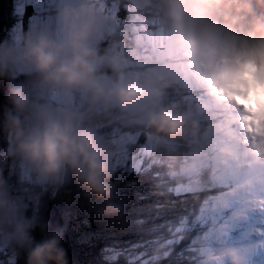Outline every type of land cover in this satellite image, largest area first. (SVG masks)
Instances as JSON below:
<instances>
[{
    "label": "clouds",
    "instance_id": "1",
    "mask_svg": "<svg viewBox=\"0 0 264 264\" xmlns=\"http://www.w3.org/2000/svg\"><path fill=\"white\" fill-rule=\"evenodd\" d=\"M157 9L175 44L203 64L200 85L216 102H228L264 123V0H156ZM56 28H37L26 39L23 58L41 88L80 90L94 100L128 109L150 95L135 77L105 83L98 79V54L93 44L101 27L85 0H62ZM223 49V51H222ZM20 55L0 46V80L7 81L2 129L9 147L4 157L22 160L41 182L56 183L71 172L86 193L105 202L104 215L119 216L113 203L111 150L91 122L80 114L37 103L27 82L13 73ZM154 136L183 138L190 128L186 113L162 106L144 115ZM256 154L264 149H253ZM3 157H0V163ZM0 225L6 239L26 249V264H69L55 229L40 241L31 235L47 225L17 213L0 172ZM225 264H244L240 252L220 248Z\"/></svg>",
    "mask_w": 264,
    "mask_h": 264
},
{
    "label": "trees",
    "instance_id": "2",
    "mask_svg": "<svg viewBox=\"0 0 264 264\" xmlns=\"http://www.w3.org/2000/svg\"><path fill=\"white\" fill-rule=\"evenodd\" d=\"M146 1L150 5L145 12L140 11L141 15L139 11L136 12L133 3L119 0L118 4V1H115L118 6L116 10L118 24L115 26L117 28L102 38L99 36L95 41L94 47L99 57L111 58L116 49L121 51L118 61L124 56H131L130 51L134 52L132 31L140 25V20L147 23L153 20H157L156 23L165 22L157 9L156 0ZM5 3L9 24L0 45L8 38V32L15 21L11 0H6ZM106 3L110 4L107 1ZM56 11L57 9H48L47 13ZM147 11L152 13L148 14ZM23 27L25 29L23 34L26 36L29 26ZM168 30L165 24L164 34ZM111 33L112 38L109 37ZM185 55L190 58L188 63L194 65L195 59L187 52L178 56V64L184 62ZM129 60V65L135 72L141 71L142 68L137 71L132 67L133 58ZM175 61L174 55L167 57L166 61L161 60V63L173 65L176 64ZM157 66L156 62L152 64L149 72L154 73ZM108 71L109 69L104 74L106 75ZM144 74L147 77L143 76L148 79L147 73ZM15 76L19 82H23L24 75ZM112 77L116 80L119 78ZM163 77L160 86L163 90L153 94L157 95L155 109L174 105L186 113L190 120L189 131L183 138L160 137L168 142L165 147H161L162 145H158L161 148L150 147L153 138L158 136H154L146 127L143 118L146 115L145 111L137 120H133L117 106L108 105L99 110V104H95L93 99L84 104L82 109L84 117L92 123L101 140L110 147L111 155L116 153L120 146L117 142L128 143L120 152L124 155L121 163L116 160L118 154L114 159L111 158L112 202L121 206L122 213L119 216L102 214L105 202L95 195L89 196L71 172H66L59 182L36 186L35 182H33L35 185H32L18 178V174L11 168L5 188L9 198L17 209H20L21 215L25 216L27 210L36 214L37 205L47 193L52 195V202L64 210L66 230L72 240L74 260L77 264H181L185 261L187 264H198V259L192 255L186 254L188 258L181 261L180 256L174 253L176 247H190V240L181 237L179 232H175L173 238L172 232L175 231L174 228L182 226L185 213H193L194 210L191 209L200 208L208 198L205 194L182 196L178 190L179 185H191L194 181L189 174H185V170L192 154L199 151L205 141L199 126V117L205 119L208 117L206 113L199 114L198 105L205 95L202 92L201 99L189 100L191 99L189 94L186 92L183 94L188 82L183 80L184 75L180 70L177 74H165ZM141 81L144 83L146 79L141 77ZM176 87L180 88L179 94L172 91ZM5 143L3 131L0 135V146L7 150ZM10 159L13 166L15 159ZM66 182L72 184L67 185ZM198 211H202V208ZM80 229L83 230V235L79 237ZM1 230L6 236V229L2 225ZM201 230L202 227L198 228V231ZM212 231L215 235L218 230L213 228ZM186 233L191 236L194 232L188 233L186 229ZM195 238L203 241L204 236L197 232Z\"/></svg>",
    "mask_w": 264,
    "mask_h": 264
},
{
    "label": "rangeland",
    "instance_id": "3",
    "mask_svg": "<svg viewBox=\"0 0 264 264\" xmlns=\"http://www.w3.org/2000/svg\"><path fill=\"white\" fill-rule=\"evenodd\" d=\"M110 2V4L106 3ZM85 0L87 6L92 9L95 16L99 19L101 23V27L98 29V31L94 35L93 44L97 40L99 36L104 37L105 34L111 32H114V30L117 28L115 27L118 23V17L116 16V10L118 9V6L115 1L119 0ZM130 4L133 3L134 7L136 8V12L139 11L140 15L145 12V9L149 7V3L146 0H127ZM12 6H13V18L14 26L11 27V29L8 32V38L4 43H2L0 46H13L17 50V52L20 54L17 57V62L15 67L13 68V73L15 75H24L23 82H27L29 84V87L31 88L33 92V96L37 103H46L49 104L58 110H68L73 111L81 116L84 117V114L82 113V109L84 107V104L90 102V99H93L88 93L80 91V90H62V89H55V88H41L35 83V78L32 74V70L30 67H28L23 58V49L26 42V39L32 34L33 31H35L37 28L40 27H46L50 30H54L56 28V13H47L48 9H57L56 5H59L62 3V0H11ZM109 6V8H108ZM34 8V15L30 20V25L28 27V32L26 36H24V27H23V17L25 15V11L27 8ZM142 13H141V12ZM154 12V11H153ZM148 14H151V11H147ZM140 20V19H139ZM143 21V22H142ZM140 25L137 26L132 31V38H133V53L130 51L131 56L127 55L122 57L118 61L117 58H120L119 55H121L120 49H116L115 54H112L111 58H105V57H99V64L97 68V77L99 80L105 83H113V82H122L125 79L128 78H137L141 81V77L145 78L146 81L143 83L145 87L149 90L150 95L141 100L138 104H135L131 106L128 109H121L124 114H128L133 120H137L141 113L145 111L147 114L150 111H155L156 107V100L155 97L157 95H153L154 93H158L159 90H163L162 87V79L163 76L170 73H178L180 67H184L187 65L188 72L192 76V72L198 73L203 70V64L197 60L199 63L197 66L194 63L193 66H191L188 62L190 58L186 59V62H183L181 65L176 62V64L173 65H167L161 63V60L166 61L167 57H175L177 58L181 54L185 53L186 51L180 49L174 42L173 36L168 30L166 34H164L163 27L165 26V22H159L156 23L157 20H153L151 23H147L144 20H140ZM162 28V29H158ZM110 38L113 37V34L111 33L109 35ZM129 38V37H128ZM117 43V42H116ZM117 46V45H116ZM223 51V49H222ZM117 56V57H116ZM156 56V57H155ZM129 58L134 59V63H132V67H135L137 71L141 69V71L135 72L131 66L129 65ZM122 61V62H121ZM158 64V66L155 68L154 73L149 72L150 68L152 67V64ZM187 63V64H186ZM109 69L108 73L105 75L106 71ZM113 71V72H112ZM149 72V73H148ZM148 75V79L146 78V74ZM104 74V75H102ZM145 75V76H143ZM102 76V77H101ZM112 76H119V78L116 80V78H113ZM155 78H159L160 80H157ZM157 80V81H156ZM158 83V84H157ZM95 104H99L98 108L100 110L101 107H107L110 104H105L102 101H96L94 100ZM160 105V103H159ZM111 106L116 107V105L111 104ZM118 107V106H117ZM6 137V145L7 148L9 147L8 139L5 133ZM153 143H150V147L155 146L157 148L165 147L168 145V142L164 140L163 138H153ZM120 143L116 153H113L111 155V158L114 159L117 155V162L121 163V158H124V155L120 152L123 151L125 146H127L128 143L126 142H117ZM158 145H162L159 147ZM5 150V149H4ZM154 150V149H153ZM6 151V150H5ZM12 170L18 174V178L23 180L24 182H27L28 184H32L36 186L44 185L46 182H41L38 180L35 175L33 174L32 170L22 161L15 159V164L12 166ZM187 170L189 172L194 173L196 171V168L194 166L188 167ZM35 182V183H33ZM222 182L220 184L216 183V186L220 187L222 186ZM67 185H71L72 183L66 182ZM220 190V189H219ZM40 203V202H39ZM15 205V204H14ZM38 206V205H37ZM57 206V205H56ZM60 209H62L60 206H57ZM15 209L18 214L21 215L20 209H17L15 205ZM63 210V209H62ZM223 220V219H222ZM223 223H226V221H223ZM80 235H83V230H79ZM226 234V233H225ZM5 234L1 230L0 225V264H15V252H13V241L10 239L5 238ZM245 247V245H243ZM246 246H249L247 244ZM172 251L173 248H170ZM181 251V250H180ZM8 254L9 257H8ZM252 254V252H251ZM180 260L183 261L185 258H188L186 254L183 252L179 253ZM217 255V254H215ZM84 255H82L83 257ZM245 260L250 259V255L245 253L244 255ZM214 261L218 262L219 259L216 258ZM74 264H77L76 262ZM181 264H187V261L184 263L181 262Z\"/></svg>",
    "mask_w": 264,
    "mask_h": 264
},
{
    "label": "water",
    "instance_id": "4",
    "mask_svg": "<svg viewBox=\"0 0 264 264\" xmlns=\"http://www.w3.org/2000/svg\"><path fill=\"white\" fill-rule=\"evenodd\" d=\"M6 0H0V40L6 32V28L9 24V18L6 10ZM34 15V8H27L23 17V24L29 26L30 19ZM7 81L0 80V135L3 133L2 123L4 119V109L6 105L5 93H6ZM5 150L0 146V157H3V162L0 163V172H2V178L4 182H8V177L12 168V160L4 157ZM52 195L47 193L37 206V213L27 210L25 217L33 218L42 224H46L47 227L44 232L40 227L32 230L31 235L36 241H40L46 233H50L55 229H59L63 233L62 245L67 250V257L69 264H74V252L71 237L66 230V222L64 219V210L60 209L52 202ZM32 206V205H31ZM15 252V264H26L27 252L26 249L19 247L15 242L12 245Z\"/></svg>",
    "mask_w": 264,
    "mask_h": 264
},
{
    "label": "bare ground",
    "instance_id": "5",
    "mask_svg": "<svg viewBox=\"0 0 264 264\" xmlns=\"http://www.w3.org/2000/svg\"><path fill=\"white\" fill-rule=\"evenodd\" d=\"M186 56V55H185ZM185 56H183V59H185ZM156 57V56H155ZM179 61V59H178V57L176 58V61L175 62H178ZM184 61V60H183Z\"/></svg>",
    "mask_w": 264,
    "mask_h": 264
}]
</instances>
